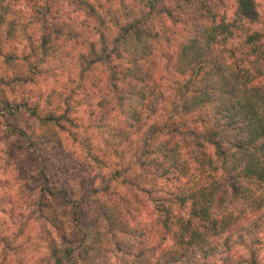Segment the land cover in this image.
Listing matches in <instances>:
<instances>
[{"label":"clouds","instance_id":"1","mask_svg":"<svg viewBox=\"0 0 264 264\" xmlns=\"http://www.w3.org/2000/svg\"><path fill=\"white\" fill-rule=\"evenodd\" d=\"M0 264H264V0H0Z\"/></svg>","mask_w":264,"mask_h":264}]
</instances>
